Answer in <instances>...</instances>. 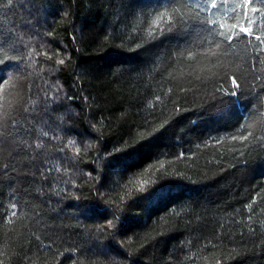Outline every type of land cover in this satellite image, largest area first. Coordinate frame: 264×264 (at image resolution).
Listing matches in <instances>:
<instances>
[{
    "label": "trees",
    "instance_id": "obj_1",
    "mask_svg": "<svg viewBox=\"0 0 264 264\" xmlns=\"http://www.w3.org/2000/svg\"><path fill=\"white\" fill-rule=\"evenodd\" d=\"M206 2L0 0V264H264V74Z\"/></svg>",
    "mask_w": 264,
    "mask_h": 264
},
{
    "label": "snow or ice",
    "instance_id": "obj_2",
    "mask_svg": "<svg viewBox=\"0 0 264 264\" xmlns=\"http://www.w3.org/2000/svg\"><path fill=\"white\" fill-rule=\"evenodd\" d=\"M177 0H169L170 5H174ZM185 4L187 0H184ZM257 2L264 4V0H257ZM9 5L12 4V0H7ZM225 0H220V3H217V0H208V2L204 3L203 9L200 8V5L197 4V19L201 21L203 25L206 26V30L213 37L212 43H215L216 48H220L221 43L224 45L223 55H236L239 57L240 53L235 52V45L233 41L240 40L243 37L244 41L246 42L245 51L248 56V64L256 72V78H259L262 74H264V58H262L261 54L264 53V34L257 35L255 34L253 26L256 24V20L253 18L257 13L261 17H264V8H257L253 5V0H243V3L240 8L243 9L242 15L239 11L238 7H233L231 11V24H222L220 21L216 19H212L207 13L210 10L219 11L221 8L224 7ZM200 12H204V15L201 17ZM251 13L252 15H250ZM214 14V12H213ZM180 22L181 28L184 27L186 21L185 16L180 12L178 7L172 6L171 13L168 11V7H165L163 12H157L155 16V20L149 26L148 32V39H158L160 36L170 33L175 28L177 22ZM242 21H246V26ZM256 31H259L257 28ZM182 40L186 41L188 44H191V35L185 34L181 37ZM219 41V43L217 42ZM209 44V40L205 37L197 47H203L204 45ZM0 53H3V48L0 47ZM182 56L186 55V58L195 59V56L191 51L182 52ZM210 55L216 56L215 51H211ZM6 57L0 58V65L5 63ZM7 59H14V58H7ZM59 63H64L63 60L59 61ZM256 64L261 65V70L257 71ZM2 72V69H0ZM2 77H0V82H2ZM262 85H264V80L259 81ZM231 83L235 89H240V84L237 82L236 77H231ZM255 91V90H254ZM261 91H264V87L261 88ZM257 95L259 93H256ZM233 96L236 95V92L233 91ZM17 122L15 120L11 121V126H16ZM4 117L0 116V143H3L4 136ZM46 135V134H45ZM252 135V133H249ZM233 139H237V137L233 136ZM238 139L247 141L248 135L240 136ZM35 147L40 148L41 145L36 144ZM136 148L135 145L131 146V149ZM119 151V150H118ZM13 211L12 215L15 216L16 212L15 209L17 205L13 203L11 205ZM251 208V205L248 206ZM251 219V217H249ZM111 224V221H109ZM43 247H47L43 245Z\"/></svg>",
    "mask_w": 264,
    "mask_h": 264
}]
</instances>
